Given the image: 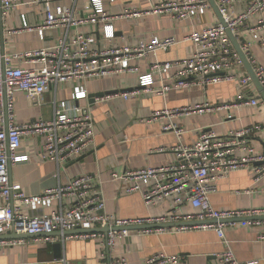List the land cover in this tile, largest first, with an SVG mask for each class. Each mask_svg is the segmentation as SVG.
Here are the masks:
<instances>
[{
    "label": "built area",
    "instance_id": "2783aa9c",
    "mask_svg": "<svg viewBox=\"0 0 264 264\" xmlns=\"http://www.w3.org/2000/svg\"><path fill=\"white\" fill-rule=\"evenodd\" d=\"M22 0H0V25L7 14L17 7ZM52 0H35L45 2L47 18L38 32L44 36L47 29L58 26L76 24H93L104 31V37L111 40L115 37L113 21L120 17H138L142 14L164 13L175 20L184 21L195 18L201 11L211 8L208 0H149L150 7L142 12L127 9L119 15L111 14L103 0H89L90 12L83 18L74 17L73 9L59 6L51 9ZM237 1L244 3L245 9L238 15L233 11ZM226 23L221 22L195 30L187 40L192 41L194 49L184 59L161 62L155 60L150 65L148 76L140 81L142 87L155 84L154 73L161 75L172 72L173 83H162L161 91L174 87L184 88L200 82L205 85L234 80L237 76L231 71L236 67L244 68L243 61L236 52L228 34L231 29L242 50L246 54L255 74L264 88V66L252 54L254 43L264 49V16L252 25H245L249 17L264 10V0H215ZM23 26L28 23L23 17ZM95 37L79 32L70 37L68 34L59 38L53 45L30 51L6 53L0 46V236L2 235H35L44 242H55L54 233L73 230H89L109 227L107 232H86L76 234L86 239H98L102 250L113 248L117 237L129 235L131 230H115L114 227L132 225L172 223L179 221L226 220L264 216V209L241 211H220L213 207L210 194L216 190V184L231 171L248 167L253 163H264V154L257 152L250 143V138L260 129L259 125L234 129L226 135L215 131L201 132L191 145L178 144L174 150L177 154L175 162L158 166L133 169L123 175L113 174L114 179L132 181L127 188L128 193L142 192L149 205L167 198L173 200L174 207L162 217L144 219H116L106 211V202L101 190L93 182L90 175L77 176L65 184L48 188L38 195H27L19 184H12L9 174V163L27 160V156L17 155L25 134H40L45 143L41 157L43 160H54L59 164L80 157L89 152L95 143L94 122L88 110L89 93L84 85L92 78H104L111 75L135 73L138 66L132 61L150 55L157 56L159 51H167L178 43L175 37L161 38L154 36L148 42L137 45L110 46L93 48ZM75 83L69 99L54 102V113L51 118H40L31 123H15L14 103L16 91H24L37 103L44 102L48 89L58 83ZM242 87H247L252 78L244 73L239 79ZM140 90L117 91L96 96L94 101H103L115 97L128 99L136 97ZM240 103L257 106L264 104L259 97H243ZM215 107L207 103L194 106L168 109L155 112L172 114H202ZM165 131H175L179 136L182 129L175 125H166ZM255 181L264 177V164L256 167ZM55 202L58 207L54 208ZM188 204L196 209L190 215L179 212L181 206ZM48 207V213L39 212ZM264 227V219L246 221ZM221 222L195 226L177 227L178 230L215 228L226 248L218 255L217 264H255L238 260L225 241V232ZM164 231L173 228H148ZM47 235V236H42ZM65 237V236H62ZM258 238L264 241V232ZM20 240L10 238L3 240V245H14ZM100 264H130L126 257L104 259L102 251ZM180 255L156 254L147 259L146 264H179Z\"/></svg>",
    "mask_w": 264,
    "mask_h": 264
},
{
    "label": "crops",
    "instance_id": "0c3cea01",
    "mask_svg": "<svg viewBox=\"0 0 264 264\" xmlns=\"http://www.w3.org/2000/svg\"><path fill=\"white\" fill-rule=\"evenodd\" d=\"M113 15L124 13L127 9L146 11L149 0H103ZM51 9L59 6L73 9L74 17L80 19L90 12L89 0H52ZM245 9L244 3L233 4L235 15ZM264 16V10L249 17L245 25H252ZM25 17L28 28L23 26ZM47 18L45 2L22 0L10 11L0 25V46L6 53H15L40 49L53 45L59 38L68 34L88 33L95 37L93 48L110 46L137 45L148 42L154 36L175 37L178 43L167 51H159L157 56L150 55L132 61L138 66L135 73L111 75L104 78H92L84 85L89 93L88 110L93 117L95 143L87 153L59 164L54 160H43L45 138L40 134H25L17 155L27 156V160L9 163L10 181L21 185L27 195L41 194L48 188L65 184L77 176L90 175L101 190L106 211L116 219H144L162 217L174 207L173 200L167 198L156 204L146 203L142 192L128 193L130 180L114 179L113 174L123 175L133 169L158 167L175 162L177 154L174 148L178 144L191 145L198 135L206 130L226 135L234 129L259 125L260 129L250 138L257 152L264 154V104L250 106L238 101L243 97H261L255 83L242 87L239 82L246 67H236L231 71L237 77L228 82L205 85L195 82L188 87L172 88L161 91L162 83L172 84V72L160 76L154 73L155 84L142 87L140 81L150 72L155 60L175 61L191 55L194 45L187 40L191 32L202 30L220 22L217 13L211 7L201 11L191 20L178 21L164 13L142 14L138 17H120L113 21L115 37L108 40L102 28L93 24H76L47 29L44 36L38 32ZM252 54L264 66V49L257 43L252 46ZM75 83H58L48 89L44 102L37 103L24 91H16L14 103L15 123H31L40 118H51L54 102L69 99ZM140 90L136 97L128 99L115 97L103 101H91L90 95L108 91ZM262 98V97H261ZM263 100V99H262ZM264 101V100H263ZM207 103L214 109L202 114H172L155 112ZM175 125L182 129L179 136L175 131H165L166 125ZM264 163H253L248 167L231 171L216 184V190L210 194L213 207L220 211H241L264 209V177L255 181V168ZM58 207L55 202L54 208ZM48 207L39 212L48 213ZM179 212L190 215L196 212L191 205L185 204ZM244 221L223 224L225 241L242 262L264 264V241L258 236L264 227ZM152 232L131 230L127 236H119L113 248L102 250L98 239H86L72 234L56 236L55 242H44L38 238L20 240L14 245H3L6 235L0 236V264H100L102 251L104 259L126 257L130 264H146L148 258L165 253L180 255L179 264H217L218 255L226 248L214 228L189 229L180 231L177 227ZM10 239V238H8ZM62 243V257L56 259L53 244Z\"/></svg>",
    "mask_w": 264,
    "mask_h": 264
},
{
    "label": "water",
    "instance_id": "95a60500",
    "mask_svg": "<svg viewBox=\"0 0 264 264\" xmlns=\"http://www.w3.org/2000/svg\"><path fill=\"white\" fill-rule=\"evenodd\" d=\"M212 6V8L215 10L217 13V16L220 20V22L226 26V23L218 9V6L215 2V0H208ZM227 34L236 50L238 55L240 56L241 60L243 61L244 66L246 67V70L248 74L251 76L253 82L255 83L258 91L261 94L262 99L264 100V88L261 85L260 81L258 80L254 68L252 67L250 61L248 60L246 54L242 50L236 36L232 32L231 29L227 28ZM129 90V89H127ZM113 91H108V92H100V93H94L90 95L91 101L93 102L96 96H103L104 94L111 93ZM254 219H264V216H254V217H244V218H232V219H226V220H200V221H179V222H172V223H154V224H143V225H132V226H124V227H114L113 229L115 230H145L148 228H172V227H182V226H195V225H202V224H211V223H235L237 221H244V220H254ZM109 227H104V228H94V229H89V230H84V229H78V230H73V231H67L64 233L56 232L53 234V236H69L72 234H79V233H86V232H107L109 231ZM42 236H47V235H42ZM7 239L8 238H18V239H28V238H33L36 237L35 235H28V234H21V235H15V234H10L4 236ZM53 251H54V256L56 259H60L62 257V243L61 242H56L53 244Z\"/></svg>",
    "mask_w": 264,
    "mask_h": 264
}]
</instances>
